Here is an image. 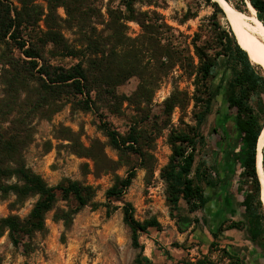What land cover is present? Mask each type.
<instances>
[{
    "label": "trees",
    "instance_id": "16d2710c",
    "mask_svg": "<svg viewBox=\"0 0 264 264\" xmlns=\"http://www.w3.org/2000/svg\"><path fill=\"white\" fill-rule=\"evenodd\" d=\"M124 1L125 11L108 7L109 19L106 21L98 0H17V3L0 0V81L4 86L0 97V198L10 201L11 211L36 199L27 216L10 213L0 218V238L8 233L16 247L32 250L31 241L26 243V239L33 240L37 232L46 228V216L56 209L60 196L68 203L73 197L77 203L69 210L56 209L55 218L66 224L82 207L90 203L96 205L92 201V186L77 180L50 185L27 165L23 152L33 140L34 121L50 118L60 109L59 94L80 98L78 103L82 109L98 111L103 91L110 92L133 75L140 78L134 95L141 98L150 97L170 73L179 69L182 71L180 77L187 78L193 86L190 95L176 85L165 100V107L170 110L193 103L198 112L195 113L196 126L173 130L170 134L173 153L161 176L167 183L168 201L174 210L179 208L181 199L186 200L192 212L204 208L210 198L203 183L216 188L225 182L220 177L213 179L202 166L194 167L199 146L206 140L201 126L212 112L213 102L219 94L214 79L217 70L222 69L232 72L226 89L230 111L218 119V127L226 147L233 141V150L237 151L233 153L234 166L241 169L249 189L241 203L243 218L222 223L213 235L216 238L225 230H246L250 241L263 243L264 208L257 170V144L264 128L263 67L255 63L239 44L218 1L206 0L214 7V13L208 23L199 26L186 47L181 46L172 26L161 13L137 9V0ZM226 1L245 12L233 0ZM248 1L264 24V0ZM60 7L65 8L66 17L58 13ZM131 21L141 26V33L136 37L127 34ZM99 24H106V28L100 30ZM70 30L78 35L76 43L66 35ZM57 56L79 57V60L69 65L56 64L54 58ZM255 97L258 98L256 103ZM102 124L115 146L145 159L135 128L127 137H122L106 122ZM66 139L73 141L72 137ZM135 176L136 170L131 169L125 178L111 187L106 192L109 201L120 199ZM192 220L198 222V219L183 217L178 223L180 229L185 230ZM124 221L133 230L136 247L141 246L140 232L161 230L156 219L138 221L131 203L124 205ZM224 252L230 264H251L240 255ZM182 264L219 263L204 256L196 262Z\"/></svg>",
    "mask_w": 264,
    "mask_h": 264
},
{
    "label": "rangeland",
    "instance_id": "374dc122",
    "mask_svg": "<svg viewBox=\"0 0 264 264\" xmlns=\"http://www.w3.org/2000/svg\"><path fill=\"white\" fill-rule=\"evenodd\" d=\"M14 1L17 3V0ZM233 2L245 10L239 11L228 2L239 12L237 24L221 7L239 44V33L243 31L252 37L248 38L249 43L255 48L261 46L264 49V32L259 31L261 27L256 20L263 27L264 24L257 13L252 12L248 0ZM98 3L102 6L106 21L109 19L108 7L126 10L124 0H98ZM135 7L161 13L172 26V32L178 36L182 47L190 43V37L202 23H208L214 13V7L206 0H137ZM58 13L66 17L64 7H60ZM128 25L129 36L136 37L141 33V26L137 22L131 21ZM98 28L105 29L106 24H99ZM106 33L109 30L106 29ZM66 35L76 43L78 35L74 31H67ZM78 60L79 57L54 58L56 64L64 65ZM181 73L180 69L170 73L160 88L147 98L134 95L140 78L133 75L110 92L103 91L98 111L82 109L78 103L80 98L59 94L60 109L50 118H37L34 121L33 140L23 155L27 165L50 185L77 180L92 186V201L96 205L90 203L82 207L66 224L64 220L55 218L56 209L69 210L77 203L73 197L68 203L60 196L56 209L46 216V228L37 232L33 240L26 239V243L31 241L32 250L16 247L8 233L0 238V264H182L185 261L196 262L204 256L215 263L230 264L225 250L240 255L251 264H264V242L250 241L246 230H225L216 238L213 235L222 223L229 224L243 218L241 203L249 189V184L241 176V169L234 166L236 159L233 153L237 151L233 150V141L226 147L218 127V119L230 111L226 100L227 85L232 78L230 70H217L214 81L219 86V94L213 102L212 112L201 126L206 140L199 146L194 165L195 168L202 166L208 169L213 179L220 177L225 182L216 188L203 183L210 201L194 212L184 199L180 200L177 210L168 201L167 183L161 172L173 153L170 134L173 130L190 129L197 123L195 113L198 110H194L193 103L173 110L165 107V100L176 85L190 95L193 91L190 81L180 77ZM3 93L4 86L0 81V97ZM253 101L256 103L258 98L255 97ZM218 111H221L220 114ZM103 122L122 137H127L135 128L145 159L115 146L103 128ZM67 137H72L73 141ZM262 168L264 170V157ZM131 169L136 170V176L130 187L120 199L109 201L106 192L125 178ZM35 200L32 198L20 209L11 211L10 201L0 198V218L10 213L27 216ZM125 203L133 205L138 221L156 219L161 224V230L140 232V247L134 246L133 230L124 221ZM183 217L198 219V222L192 220L185 230H181L178 223ZM154 253L158 255L157 258Z\"/></svg>",
    "mask_w": 264,
    "mask_h": 264
},
{
    "label": "bare ground",
    "instance_id": "6f19581e",
    "mask_svg": "<svg viewBox=\"0 0 264 264\" xmlns=\"http://www.w3.org/2000/svg\"><path fill=\"white\" fill-rule=\"evenodd\" d=\"M216 1H218L221 4V6L224 7V9L227 11V13L233 18V20H235V23L237 24L239 22L238 21L239 12L237 10H235L234 8H232V6L226 0H216ZM248 3L250 5L252 12L255 14L256 9L252 6V4L249 1H248ZM256 23L259 26V28L261 27L260 28L261 30H259V31L264 32V27L262 26L261 22L259 20H256ZM239 29H240V27H239ZM249 34H250V32H249ZM239 36H240L239 40H240L241 46L249 52L251 59L254 62H259L264 67V49L261 48L260 45H259L260 47L255 48L254 45L249 43L248 38L251 39L252 37L247 35L243 31L239 33ZM263 150H264V128L260 134L259 141L257 144V170H258L259 178H260L261 185H262L261 186L262 187L261 199L264 202V170L262 168V159L264 157Z\"/></svg>",
    "mask_w": 264,
    "mask_h": 264
},
{
    "label": "crops",
    "instance_id": "0c3cea01",
    "mask_svg": "<svg viewBox=\"0 0 264 264\" xmlns=\"http://www.w3.org/2000/svg\"><path fill=\"white\" fill-rule=\"evenodd\" d=\"M234 230H237V229H234ZM158 240H160V238H159ZM155 241H156V239H155ZM154 254H155L154 256L157 258V257H158V255H156V253H154Z\"/></svg>",
    "mask_w": 264,
    "mask_h": 264
}]
</instances>
